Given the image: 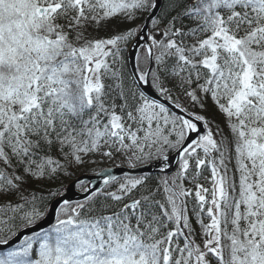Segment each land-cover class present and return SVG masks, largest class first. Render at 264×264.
Returning <instances> with one entry per match:
<instances>
[{
  "label": "snow or ice",
  "instance_id": "1",
  "mask_svg": "<svg viewBox=\"0 0 264 264\" xmlns=\"http://www.w3.org/2000/svg\"><path fill=\"white\" fill-rule=\"evenodd\" d=\"M0 264H264V0H0Z\"/></svg>",
  "mask_w": 264,
  "mask_h": 264
},
{
  "label": "water",
  "instance_id": "2",
  "mask_svg": "<svg viewBox=\"0 0 264 264\" xmlns=\"http://www.w3.org/2000/svg\"><path fill=\"white\" fill-rule=\"evenodd\" d=\"M173 164H175V161H173ZM151 172H152L153 174H155V173L158 172V169H157V168H152V169H151ZM92 176H93V175H81L80 177L83 178V179H85V180H87V179H89V178L92 177ZM72 183H73V182H72ZM72 183L69 184V187H68L67 192H66L65 194H66L67 196L71 197L73 200H75V199H78V198L81 197V192L78 191L77 187L71 186ZM52 222H54V219H53ZM44 226H45V227H48L49 225H48L47 222H45V225H44Z\"/></svg>",
  "mask_w": 264,
  "mask_h": 264
},
{
  "label": "trees",
  "instance_id": "3",
  "mask_svg": "<svg viewBox=\"0 0 264 264\" xmlns=\"http://www.w3.org/2000/svg\"><path fill=\"white\" fill-rule=\"evenodd\" d=\"M139 23V22H138ZM211 103V102H209ZM208 115H211V114H214L213 110L210 108V111L209 113H207ZM218 119H221L220 117H217ZM100 167H102V165H100ZM92 166H88L84 169H80L76 172V176H81V175H93L92 173V170H91ZM75 179V177H71V178H65V179H62V183L65 185V186H69L70 183L73 182V180ZM58 186V185H56ZM55 187V186H54ZM79 190V188H78Z\"/></svg>",
  "mask_w": 264,
  "mask_h": 264
},
{
  "label": "rangeland",
  "instance_id": "4",
  "mask_svg": "<svg viewBox=\"0 0 264 264\" xmlns=\"http://www.w3.org/2000/svg\"><path fill=\"white\" fill-rule=\"evenodd\" d=\"M117 163H119V161H117ZM102 167H103V165H102ZM80 191V190H79Z\"/></svg>",
  "mask_w": 264,
  "mask_h": 264
}]
</instances>
